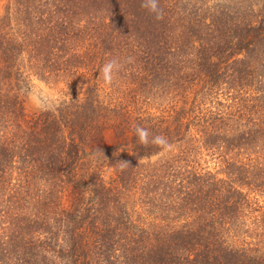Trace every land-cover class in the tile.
<instances>
[{"label": "trees", "instance_id": "16d2710c", "mask_svg": "<svg viewBox=\"0 0 264 264\" xmlns=\"http://www.w3.org/2000/svg\"><path fill=\"white\" fill-rule=\"evenodd\" d=\"M144 2L2 0L0 264H264V0Z\"/></svg>", "mask_w": 264, "mask_h": 264}, {"label": "clouds", "instance_id": "9594fccd", "mask_svg": "<svg viewBox=\"0 0 264 264\" xmlns=\"http://www.w3.org/2000/svg\"><path fill=\"white\" fill-rule=\"evenodd\" d=\"M143 6L146 7L150 13L155 14L157 19L161 18L162 10L159 8V0H145ZM119 67H120V64L117 60H109L108 62L102 65L100 69V74H101V78L103 82L106 85L112 83L113 78H114V72L117 71ZM133 130L141 144L146 145L149 143H155V144H165L166 143L165 139L161 136H155L150 141L149 132L146 128H143L137 125L134 127Z\"/></svg>", "mask_w": 264, "mask_h": 264}, {"label": "rangeland", "instance_id": "374dc122", "mask_svg": "<svg viewBox=\"0 0 264 264\" xmlns=\"http://www.w3.org/2000/svg\"><path fill=\"white\" fill-rule=\"evenodd\" d=\"M1 4L2 0L0 1V5ZM22 97L25 109L28 112L41 110L44 107L50 106V104L53 102L52 93L45 85L38 82V80L32 81V87L24 91Z\"/></svg>", "mask_w": 264, "mask_h": 264}]
</instances>
